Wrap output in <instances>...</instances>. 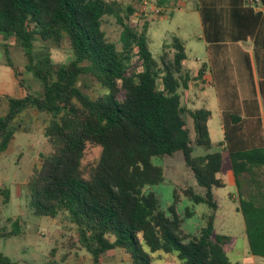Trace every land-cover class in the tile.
Masks as SVG:
<instances>
[{
    "label": "trees",
    "instance_id": "16d2710c",
    "mask_svg": "<svg viewBox=\"0 0 264 264\" xmlns=\"http://www.w3.org/2000/svg\"><path fill=\"white\" fill-rule=\"evenodd\" d=\"M143 1L161 9V17L181 0H0V36L15 39L27 69L42 85L37 95L2 96L7 105H0V155L13 141L15 120L24 110L51 117L44 130L50 151L40 154L28 179V207L36 216L60 218L74 231L68 247L84 250L92 264L116 249L129 256L130 264H153L144 248L173 255L178 264H233L224 250L230 238L214 234L213 189L224 186L217 178L222 154L192 157L184 120L186 114L193 123L194 144L209 151L211 113L181 106L179 90L187 89L191 79L183 71L184 45L171 37L159 59L152 57L147 38L150 20L140 29L132 21L135 15H145L140 10ZM104 17H113L122 28L119 49L106 37ZM64 39L72 55L65 64H54L50 53H33L37 40L58 47ZM165 49L172 52L171 58ZM83 75L93 77L103 95L93 99L83 93L78 85ZM226 131L225 127V139L218 146L228 152L237 189L236 211L244 220L250 254L264 259V148L233 147ZM89 147L99 148V155L84 164ZM176 152L183 154L202 189L198 194L186 188L184 196L209 209L197 237L184 233L183 219L173 206L163 211L155 195L144 192L164 179L163 169L153 160ZM0 196L3 204L9 202L7 189H0ZM190 216L186 211L185 217ZM7 223L10 229L0 227V239L22 234L18 219ZM0 264L13 263L0 253Z\"/></svg>",
    "mask_w": 264,
    "mask_h": 264
},
{
    "label": "rangeland",
    "instance_id": "374dc122",
    "mask_svg": "<svg viewBox=\"0 0 264 264\" xmlns=\"http://www.w3.org/2000/svg\"><path fill=\"white\" fill-rule=\"evenodd\" d=\"M115 1L125 2L128 0ZM134 6L136 7V5ZM103 20V30L106 37L114 42L119 49L121 46V26L116 23L113 17H104ZM149 20L152 22L147 32L148 47L154 59H159L164 50L163 46L169 45L171 37L176 36L186 41L187 64H184V68L190 77L189 67L192 69L204 65L208 67V58L204 48L196 44L197 41L193 37L197 22L195 18L191 19L190 14L173 13L172 10H167L165 15L159 17L158 14L147 11L145 15H135L132 21L140 29ZM165 51L171 58L172 52L168 49ZM33 53L35 55L50 53L54 64H65L72 58L69 43L65 39L58 47L53 43L37 40ZM9 63L13 68H10ZM78 83L81 91L90 98L95 99L104 93L98 82L89 75H83ZM204 84L203 80H198L197 83L190 80L188 86L194 87L193 92L189 87L179 90L183 108L207 109L211 112L208 121L211 140L209 151H204L194 144L193 123L188 115H184V120L190 131L193 147L192 157L203 156L208 153H222V149L218 145L223 140L221 128L223 118L219 113L220 106L223 105L216 98L213 88L206 86L203 89L204 92L195 89ZM41 91L42 85L27 69L26 56L15 39L4 40L0 36V105L4 108L7 105L6 99L2 97L4 94L21 98L27 93L37 95ZM50 118V116L38 113L34 109L24 110L15 120V125L18 128L13 141L7 150L0 155V189L4 188L9 191L7 204H3V198L0 196V227L5 226L9 230L10 225L7 220L18 219L22 229L20 236L0 239V253L9 258L13 264H48L49 262L51 264H92L91 256L84 250L68 247L69 237H74V231L63 224L60 218L50 219L36 216L28 207V179L34 165L38 164L40 154H46L50 151L44 138V130ZM98 155L99 148L89 147L83 163L94 162ZM153 164L163 169L164 179L162 183L156 186L146 187L144 192L153 193L163 211H167L170 206H173L176 214L183 219L182 229L184 233L197 237L200 229L205 225L204 217L209 214V209L203 204L193 205L183 194V190L186 188H191L198 194L202 192V189L196 185L190 168L186 166L183 154L176 152L163 159H154ZM217 178L223 182L224 186L213 189V197L217 204L214 234L225 235L230 238V243L224 246V250L231 263L264 264V259L253 256L249 252L244 220L242 215L236 211L237 189L231 172L230 160L224 153L222 154L221 170L217 174ZM186 211L191 213L189 218L185 217ZM52 249H55L54 257L50 258L49 254ZM144 250L152 258L153 264H178V260L173 255L161 252L149 253L146 248ZM64 257L65 259L62 260ZM99 264H130V259L124 251L116 249L103 254Z\"/></svg>",
    "mask_w": 264,
    "mask_h": 264
},
{
    "label": "crops",
    "instance_id": "0c3cea01",
    "mask_svg": "<svg viewBox=\"0 0 264 264\" xmlns=\"http://www.w3.org/2000/svg\"><path fill=\"white\" fill-rule=\"evenodd\" d=\"M169 10L188 13L197 22L193 37L203 46L208 67L187 65L190 80H203L205 84L195 89L213 88L222 103L219 113L227 116L226 124H221L223 140L226 127L233 147L264 148V0H181ZM178 39L186 50V41ZM186 60L187 56L185 72ZM193 88L189 87L191 92ZM233 115L241 121L235 117L232 121ZM223 153L228 156L226 150Z\"/></svg>",
    "mask_w": 264,
    "mask_h": 264
},
{
    "label": "built area",
    "instance_id": "2783aa9c",
    "mask_svg": "<svg viewBox=\"0 0 264 264\" xmlns=\"http://www.w3.org/2000/svg\"><path fill=\"white\" fill-rule=\"evenodd\" d=\"M140 10L143 11L144 13H146L147 11H152V12L158 14V15L161 14V12H162L161 9L154 7L153 5L148 3L147 1H143L141 3Z\"/></svg>",
    "mask_w": 264,
    "mask_h": 264
}]
</instances>
